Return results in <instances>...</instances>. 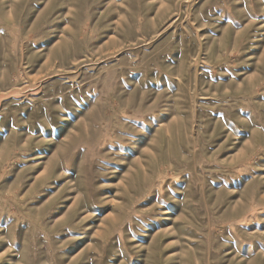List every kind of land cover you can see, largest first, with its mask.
I'll use <instances>...</instances> for the list:
<instances>
[{"label":"rangeland","instance_id":"obj_1","mask_svg":"<svg viewBox=\"0 0 264 264\" xmlns=\"http://www.w3.org/2000/svg\"><path fill=\"white\" fill-rule=\"evenodd\" d=\"M0 264H264V0H0Z\"/></svg>","mask_w":264,"mask_h":264}]
</instances>
